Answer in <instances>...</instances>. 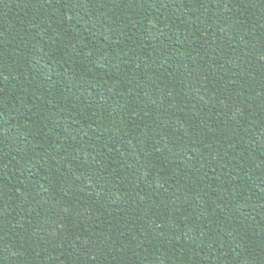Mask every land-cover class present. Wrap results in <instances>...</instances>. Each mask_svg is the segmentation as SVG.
Instances as JSON below:
<instances>
[{"label":"trees","instance_id":"trees-1","mask_svg":"<svg viewBox=\"0 0 264 264\" xmlns=\"http://www.w3.org/2000/svg\"><path fill=\"white\" fill-rule=\"evenodd\" d=\"M0 264H264V0H0Z\"/></svg>","mask_w":264,"mask_h":264}]
</instances>
